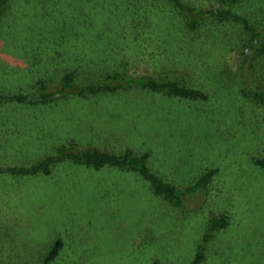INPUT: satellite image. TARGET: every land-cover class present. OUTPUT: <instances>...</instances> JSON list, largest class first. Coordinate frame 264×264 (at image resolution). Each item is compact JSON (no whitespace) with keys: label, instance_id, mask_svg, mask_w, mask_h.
I'll list each match as a JSON object with an SVG mask.
<instances>
[{"label":"rangeland","instance_id":"obj_1","mask_svg":"<svg viewBox=\"0 0 264 264\" xmlns=\"http://www.w3.org/2000/svg\"><path fill=\"white\" fill-rule=\"evenodd\" d=\"M258 4L264 8V0ZM213 30L188 34L179 14L157 0H12L3 9L0 89L28 93L45 77L55 91L63 73L85 76L127 60L134 75L171 71L203 85L211 99L189 104L133 90L2 108L0 264H43L59 239L63 249L52 264H190L207 219L222 213L231 227L215 236L204 264H264V169L251 163L264 154V111L242 99V78L223 66L228 48L238 64L241 29ZM244 60L249 85L264 92V59ZM73 140L82 148L150 152L151 166L179 184L206 169L218 174L178 210L134 173L69 164L37 178L1 172Z\"/></svg>","mask_w":264,"mask_h":264},{"label":"trees","instance_id":"obj_2","mask_svg":"<svg viewBox=\"0 0 264 264\" xmlns=\"http://www.w3.org/2000/svg\"><path fill=\"white\" fill-rule=\"evenodd\" d=\"M11 1L0 0V14ZM157 1L166 2L179 14L186 24L188 34L195 35L198 32L200 34L201 30L214 31L213 29L218 25L223 27L232 25L241 29L242 36L236 45L237 49L241 48L244 51L238 55V64L229 56L232 50L228 48L224 52L227 61L223 62V66L228 74L242 78L240 88L242 99L264 111V92L254 90L249 85L243 65L247 61L244 59L249 61L256 58L264 59V19L262 17L264 8L258 4L263 0H216L214 5L209 7L201 5L198 7L200 0L193 3L187 0ZM156 8L157 6L153 5L152 12ZM69 27L71 26L67 24L65 28ZM99 67L85 76L79 75V70L63 73L55 91H49L52 82L47 81L45 77L38 78L32 91L28 93L0 89V110L10 105L49 107L72 99L88 101L101 96H119L122 92L133 90L145 91L154 99L162 98V100L189 104H206L211 99L203 85L198 86L194 82L176 76L171 71H165L156 76H137L132 73L134 65L127 60L115 62L109 66L103 64ZM251 163L255 167L264 169V154L261 157H253ZM65 164L94 171L119 170L134 173L149 186L155 198L178 210L183 209L199 192L206 190L218 174L217 170L206 169L187 185L179 184L171 182L151 166L150 152L137 153L131 148H126L116 153L97 147L82 148L74 140L59 144L49 155L31 165L4 167L1 172L18 178H37L49 176L56 166ZM205 226L204 235L198 242L194 259L190 264H204L208 260L213 239L228 231L231 227V217L229 213L211 215ZM63 244V241L59 239L43 260V264L56 262L61 255ZM154 264L162 263L155 261Z\"/></svg>","mask_w":264,"mask_h":264}]
</instances>
